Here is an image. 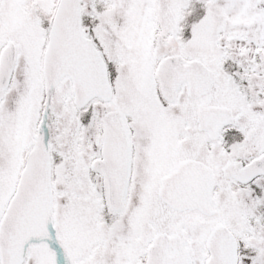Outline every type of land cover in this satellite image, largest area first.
<instances>
[{"label": "snow or ice", "instance_id": "snow-or-ice-1", "mask_svg": "<svg viewBox=\"0 0 264 264\" xmlns=\"http://www.w3.org/2000/svg\"><path fill=\"white\" fill-rule=\"evenodd\" d=\"M0 264H264V0H0Z\"/></svg>", "mask_w": 264, "mask_h": 264}]
</instances>
